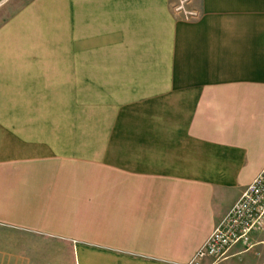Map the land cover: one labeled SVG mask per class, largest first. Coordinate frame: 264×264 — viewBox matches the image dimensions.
<instances>
[{
  "label": "crops",
  "instance_id": "obj_1",
  "mask_svg": "<svg viewBox=\"0 0 264 264\" xmlns=\"http://www.w3.org/2000/svg\"><path fill=\"white\" fill-rule=\"evenodd\" d=\"M198 9L0 0L12 264H187L264 168V0ZM203 264H264V232Z\"/></svg>",
  "mask_w": 264,
  "mask_h": 264
},
{
  "label": "built area",
  "instance_id": "obj_2",
  "mask_svg": "<svg viewBox=\"0 0 264 264\" xmlns=\"http://www.w3.org/2000/svg\"><path fill=\"white\" fill-rule=\"evenodd\" d=\"M258 232H264V168L187 264H203L206 259L224 260L238 245L248 250L253 247V234Z\"/></svg>",
  "mask_w": 264,
  "mask_h": 264
},
{
  "label": "rangeland",
  "instance_id": "obj_3",
  "mask_svg": "<svg viewBox=\"0 0 264 264\" xmlns=\"http://www.w3.org/2000/svg\"><path fill=\"white\" fill-rule=\"evenodd\" d=\"M24 0H20L23 2ZM171 7L176 16L187 20H195L200 16L198 9L199 0H170ZM9 237V236H8ZM261 239L262 237H258ZM242 246V245H241ZM0 264H12V255L10 249L0 250Z\"/></svg>",
  "mask_w": 264,
  "mask_h": 264
}]
</instances>
